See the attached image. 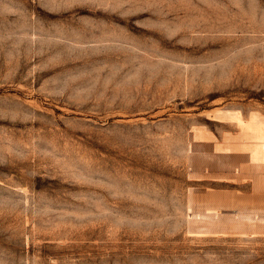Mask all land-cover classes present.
Instances as JSON below:
<instances>
[{"label": "rangeland", "instance_id": "obj_1", "mask_svg": "<svg viewBox=\"0 0 264 264\" xmlns=\"http://www.w3.org/2000/svg\"><path fill=\"white\" fill-rule=\"evenodd\" d=\"M0 264H264V0H0Z\"/></svg>", "mask_w": 264, "mask_h": 264}]
</instances>
